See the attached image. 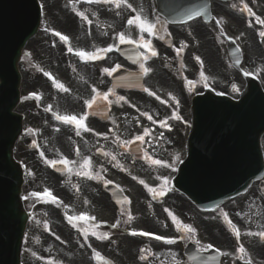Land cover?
Segmentation results:
<instances>
[{"label": "snow or ice", "instance_id": "6c2138e0", "mask_svg": "<svg viewBox=\"0 0 264 264\" xmlns=\"http://www.w3.org/2000/svg\"><path fill=\"white\" fill-rule=\"evenodd\" d=\"M89 2H91V3H112V4H115V6L117 8H120L121 4L123 3L124 6H126L127 8L132 9L133 12L136 11V9H134L130 3H127V0H89ZM243 8H244V10L248 11L250 14H253L251 12V9L248 8L247 4H244ZM78 15H80L83 19L87 20V17L84 16L83 13H78ZM190 19H191V17H190ZM256 19H257L258 23L264 24V20L260 19L259 17H256ZM89 23H91V21H89ZM217 23L219 24L220 21L218 20ZM127 25L128 26H135L139 30V32L141 34L140 40L137 41V40H132L130 38H126L125 34L123 32H121L117 36L119 44H137L138 47H142L145 51L143 53H141L140 55L145 60H147V59H149L151 57H156L158 55V52L153 48L151 42L148 41V40H145L144 36H143L144 33H147L149 36L156 35V33H157L156 23H153V22L149 21L146 17H142L138 13L136 16H134L132 18H129L127 20ZM53 34L55 36L59 37L60 40L62 42H64V43H68L69 42V37L68 36L62 35L60 32L55 31V30H53ZM259 35L261 37H264V31H261L259 33ZM114 47H115L114 45H110L108 48L103 49V50H99V51H102L103 53L106 54L107 52L112 51ZM183 47H184V45H182L181 48L177 49V54H179L183 50ZM68 50L70 52L73 51V49L71 47H69ZM76 55H78L81 59H84V60H95V59H102L103 58L100 55L91 54V53L85 52L83 50L76 51ZM196 59L199 61L200 58L197 57ZM201 64H202V61H201ZM119 68H120V65H116L112 69H108V68L103 69V72L107 73L109 76H111ZM140 69L145 74H147V73H149L151 71L150 68L145 67L144 63L140 64ZM248 74L249 73H245V75H248ZM45 75H49V78L53 79L49 73H45ZM201 75H202V78L206 79V77H203V74H201ZM53 84H54V86L60 88L61 90L65 91V92L68 91L67 88H65L62 84H59L57 81H55V79H53ZM192 84H193V82H191V81L188 82L189 86H191ZM232 87H233V91H238L236 85H233ZM144 90L148 91V89H144ZM93 92L95 93L94 99L85 101V104H86L87 108H89V109L94 107V105L96 103V100H98V99H103V100L107 101L108 97H109V94H110V93H100L95 88H93ZM149 94L150 95H155V93H151V92H149ZM31 96L34 97V98H39L38 94H36V93L31 94ZM119 99L123 101L125 98L124 97H119ZM157 99H159L158 96H157ZM176 103L178 105L179 101H176ZM87 115H88V113H84L83 115H80L79 117H77L76 115H56L55 118L57 120H60V121L64 122V123L75 125L77 128H82L84 131H91V129L88 128L86 126V124H85V121L87 119ZM145 115H147V113H145ZM148 118L152 119L150 116ZM174 118L177 119V120L181 119V117L179 115H174ZM155 122L156 121H153V123H155ZM160 125H161V127H168L166 122H160ZM29 131H31V130H29ZM76 134L80 135V132L77 131ZM148 135H150L149 130L145 129L143 135H139V136L135 137V141H144L145 137L148 136ZM125 143L128 144V143H131V142H125ZM41 155H43V153H41ZM105 155H107V153H105ZM144 158L146 160H149L153 165H158V166H162V167H169L167 162L159 160V159H154L150 155H148L147 153H145ZM113 159H115V157H113ZM47 163L50 166H52V167H56L58 164H64L65 166H67L70 162L67 159H63V160L47 161ZM84 163L87 165V164L90 163V161L85 160ZM77 174L78 175L89 176L88 172H79ZM89 178H91V177L89 176ZM134 179H135V177H134ZM140 183L144 184V181H140ZM165 184H167L166 180H165ZM145 187L148 188V191L151 192L153 194V196H156L157 194L160 195V196L165 195V192H164L163 188H161L159 193H157L151 187H149L147 184H145ZM30 196L31 197L46 196V197L50 198V202H52V203H62V202L58 201L57 197L52 195V193H51V191L49 189H45L43 193L32 192L30 194ZM24 199L25 200L29 199V196H25ZM65 207H67V206H65ZM166 211H168V210H166ZM169 215L171 216L173 222L176 223L178 231H184V232H187V233H194L196 231L193 227H191L189 225H183L181 222H178L177 221V217L175 215H173L171 212H169ZM224 215H225V219L227 220V214L225 213ZM67 219H68L69 223H72L75 220H84V219L92 220V219H95V218L94 217H87L85 214H81L80 216H67ZM131 219H132V217L129 216V221ZM126 222H128V221H126ZM228 223H231V221H228ZM73 226L75 227L76 225L73 224ZM116 226H117L116 224L112 225V227H116ZM130 234L133 235V236H136V235L153 236L154 235L152 233H149V232H146V231H142V230L141 231L133 230ZM249 234L250 235H258L260 238L264 239V231H261L259 233H249ZM84 235H85V237H87L88 233L85 231ZM91 235L92 236H96V233L92 232ZM235 235L237 236V238H239L240 233H239L238 230L235 232ZM97 238L98 239H107L108 238V234L105 233L103 236H100V237H97ZM154 238L157 239V240H164L168 244H174V243L177 242L176 239H173V238H164V237H161V236H154ZM57 239H59V237H57ZM196 243L199 244L200 241L197 240ZM213 247L214 246L212 244H208L207 248H203L202 247L201 250L202 251H207L209 249H213ZM144 251H145L144 249H141V253H143ZM216 251L219 252V249H216ZM238 251L242 254L240 256V258L241 259H245V257H246L245 248L241 245L238 248ZM93 252H94V255H95L96 254L95 250H93ZM224 255H227V253H224ZM146 258L147 257L145 255H143V254L140 256V259H142V260H144ZM50 264H51V262H50ZM246 264H252V261H251L250 258L246 259Z\"/></svg>", "mask_w": 264, "mask_h": 264}, {"label": "water", "instance_id": "95a60500", "mask_svg": "<svg viewBox=\"0 0 264 264\" xmlns=\"http://www.w3.org/2000/svg\"><path fill=\"white\" fill-rule=\"evenodd\" d=\"M37 7L32 0H0V69L15 73L16 62L20 55V48L26 38ZM0 141V189L5 195L0 196V255L11 260L1 264H17L19 240L26 221V214L22 211L18 201V182L11 173L9 146ZM5 145V143H4ZM6 181L1 183L2 178ZM0 256V261L2 260Z\"/></svg>", "mask_w": 264, "mask_h": 264}, {"label": "flooded vegetation", "instance_id": "af4514ba", "mask_svg": "<svg viewBox=\"0 0 264 264\" xmlns=\"http://www.w3.org/2000/svg\"><path fill=\"white\" fill-rule=\"evenodd\" d=\"M175 135H176V137H181V134L179 135L178 132H177ZM166 137H171V135H167ZM123 149H126V148H124V146H123ZM70 169H72V168H70V166L67 165V169H66V171H65V174H67L68 171H70ZM86 170H87V171H91V169H90L88 166L86 167ZM91 176H92V173L90 174V177H91ZM99 179H100V177H99ZM95 197H99V196H98V195H95ZM146 248H147V247H146ZM147 249H148V248H147ZM139 251H140V247H137V253H136V254H139ZM143 255H145L147 258L144 259V260H146L144 263H140V264H165L164 259H163V262L158 263V260L154 258V256H155V251H150V250L148 249V254H144V253H143ZM150 258H152V259L149 260Z\"/></svg>", "mask_w": 264, "mask_h": 264}, {"label": "rangeland", "instance_id": "374dc122", "mask_svg": "<svg viewBox=\"0 0 264 264\" xmlns=\"http://www.w3.org/2000/svg\"><path fill=\"white\" fill-rule=\"evenodd\" d=\"M42 1H43V3L45 4L46 9H48V10L53 6V5H52L53 3L50 4V3H49V0H42ZM54 4H55L54 6H56V3H55V2H54ZM49 26H50V24H49ZM50 27H51V26H50ZM41 38H43V34L40 36L39 39H41ZM30 46H32V45L29 44L28 47H30ZM34 46L37 48V46H39V43H38V42L34 43ZM220 241H221L222 244H224V241H225V240L220 238Z\"/></svg>", "mask_w": 264, "mask_h": 264}]
</instances>
